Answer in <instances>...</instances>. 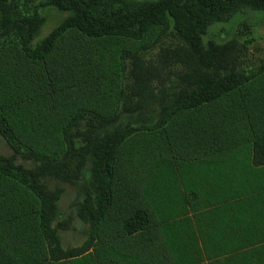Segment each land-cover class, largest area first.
<instances>
[{
	"label": "rangeland",
	"instance_id": "rangeland-1",
	"mask_svg": "<svg viewBox=\"0 0 264 264\" xmlns=\"http://www.w3.org/2000/svg\"><path fill=\"white\" fill-rule=\"evenodd\" d=\"M7 2L15 20L43 23L40 37L49 52L43 61H35L24 55L18 41L0 48V160L22 164L33 173L36 187L44 186L58 195L54 223L63 247L75 248L91 235L92 223L82 220L79 212L96 157L92 149L98 127L82 120L75 128L78 133L88 129L91 134L88 142L84 136L77 140L82 148L77 147L78 154L72 153L70 161L64 153L62 127L80 108L102 117L111 115L124 84L130 82L137 53L145 60L156 61L161 48L177 54L175 48L187 46L191 40L186 36L183 42L173 32L169 17L143 25L140 37L129 33L90 36L69 21L71 12L65 0ZM123 5L110 2L104 12L117 13ZM210 43L218 46L216 66L222 71L231 68L254 74L264 87V11L244 9L226 22L212 23L199 45L207 48ZM161 93L170 94V90ZM246 97L227 113L234 121V113L242 110L237 123L252 127L253 118L257 117V124L264 114V106L258 107ZM157 112L154 109L153 115ZM259 126L253 127L258 130ZM165 127L133 134L118 147L112 178L113 205L98 221L87 262L264 264V166L251 163L242 175L234 173L228 193L217 196L212 209L204 211L202 219L210 218L213 224L211 238L202 237L201 213L187 209L185 204L191 202V196L183 199L178 194L179 148L177 139ZM0 202L10 206L6 211L11 218L23 217L31 223L36 219L37 201L17 182L1 180ZM135 211H143L147 223L139 232L128 235L122 226ZM77 261L68 260L67 264H83Z\"/></svg>",
	"mask_w": 264,
	"mask_h": 264
},
{
	"label": "trees",
	"instance_id": "trees-1",
	"mask_svg": "<svg viewBox=\"0 0 264 264\" xmlns=\"http://www.w3.org/2000/svg\"><path fill=\"white\" fill-rule=\"evenodd\" d=\"M65 1L71 12L69 21L90 36L129 33L140 37L143 25L161 22L169 17L173 32L176 31L183 42L186 36L191 42L187 41V46L178 45L175 48L179 52L177 54H173L169 48H161L156 61L145 60L137 53L130 68V82L124 84L121 98L111 115L102 117L95 111L80 108L62 127L61 137L67 161H70L72 153L78 154L77 147L81 145L77 146V140L84 136L88 142V135L91 134L88 129L76 132L75 128L82 124V120L93 122L98 127L92 149L96 157L84 187L87 196L79 212L82 220L92 223L91 235L80 246L64 248L62 245L60 232L54 223V205L58 195L47 191L44 186L36 187L33 173L22 164L0 160V182L14 181L25 186L37 201L35 217L38 231L44 240L48 258L53 262L79 258L92 248L98 221L113 205L112 178L116 151L129 136L140 132L152 133L169 124L176 127L183 112L214 106L220 101H226L228 105L237 100L232 103L233 106L229 105L237 108L239 102L245 101L242 98L245 95L249 100L252 98L256 106H264V87L257 83L258 76L245 75L225 67L222 71L216 66L220 57L218 46L213 43L207 48L199 45L209 25L226 22L233 14L244 9L264 11V0ZM110 2L123 3V10L113 14L104 12V7ZM42 24L15 20L10 3L0 0V48L18 41L25 56L43 61L49 50L40 37ZM180 67H184L185 71H180ZM163 90H170V94L164 95L161 93ZM154 109H158L155 115ZM257 122L260 126L252 138V164L264 166V114L258 117ZM2 123L0 116V126ZM146 223L145 213L135 211L125 220L122 228L126 234L132 235L142 230ZM88 260L86 255L79 261L89 264Z\"/></svg>",
	"mask_w": 264,
	"mask_h": 264
},
{
	"label": "crops",
	"instance_id": "crops-1",
	"mask_svg": "<svg viewBox=\"0 0 264 264\" xmlns=\"http://www.w3.org/2000/svg\"><path fill=\"white\" fill-rule=\"evenodd\" d=\"M231 109L235 108L220 101L214 106L183 112L176 127L172 124L165 127L171 131V137L177 139L179 148L178 194L184 196L183 199L191 196V202L185 205L187 209L201 213L199 223L204 226L201 236L206 238L212 236L210 227L213 223L210 218L202 219L204 211L212 209L217 196L228 193L234 173L242 175L252 163V138L257 131L253 126L259 125L256 124L257 117L253 118L252 127L239 124L237 120L241 119L242 110L234 113L235 120L232 121L227 113ZM8 208V204L3 206L0 202V264H67L68 260L79 262L88 255L89 251L79 258L50 261L41 243L38 221L33 218L31 223L23 217L11 218L6 211Z\"/></svg>",
	"mask_w": 264,
	"mask_h": 264
}]
</instances>
